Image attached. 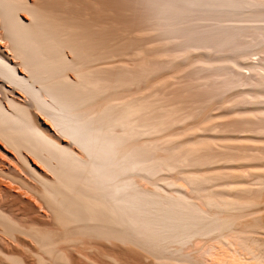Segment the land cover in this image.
<instances>
[{"label":"bare ground","instance_id":"bare-ground-1","mask_svg":"<svg viewBox=\"0 0 264 264\" xmlns=\"http://www.w3.org/2000/svg\"><path fill=\"white\" fill-rule=\"evenodd\" d=\"M115 1L0 0V264H264V0H141L174 122Z\"/></svg>","mask_w":264,"mask_h":264},{"label":"rangeland","instance_id":"rangeland-1","mask_svg":"<svg viewBox=\"0 0 264 264\" xmlns=\"http://www.w3.org/2000/svg\"><path fill=\"white\" fill-rule=\"evenodd\" d=\"M260 1H263V0H260ZM260 1H258V2H260ZM142 3L143 2L141 0H116L115 3H113V6H115L114 7V15L115 16L113 17L114 18L113 21H114V25L116 26V27L114 26V28L115 29L118 27L121 28V26H123L122 29L127 30L128 35L130 34V37L128 36V38H127V40L130 39V44H128L129 40L127 41L128 43L126 42V44L129 45V48H131L130 51L136 50L137 48H142V49L144 48V50L149 55L148 62H146V64H147L146 66L148 67L150 65L148 67V69L150 68V70H154V69H155V71L158 70L157 73L159 74V76L160 75L162 76V77H159L160 80L161 81H162V79L164 80V81H162V84L161 83L157 84V86H159V87L156 86L157 89H154V91H153L154 94H155V90L158 93V94H156L157 95L156 98L159 97L158 98L159 101L156 100V102H159L162 105V110H161V106H159L160 110H161V111L159 110L160 111L159 114H161V116H163V117L165 116L164 118H166V117L169 118V119L166 118V120L168 122L169 121L174 122V121H176V109H175L176 108V89H182L183 88L182 86L186 85L187 81L189 84V81L192 82V80H193L192 85L196 84L197 83L196 79H200L198 77H200V75L203 76L204 73L200 74L199 76H195V73H197V71H195V70L190 71L189 70V72L187 71L189 74L187 72L182 73L179 76V78L177 79L178 81L180 80V82L177 81L178 84L176 83V65H175L176 64V36L170 37V36H167V35L162 34V33L160 34V32H158V30H155L154 25H152L153 23L150 24V22H148L149 20L146 18V16L149 15L147 13L148 10L145 9L146 7H144V5ZM115 19H117V21ZM125 27H127V28H125ZM139 30H140V32H139ZM130 31H132V34ZM136 32H138V35ZM177 40H179V39H177ZM152 51H155V52H152ZM157 52L159 53L158 56L155 55V54H157ZM152 53H155V54H152ZM152 55H154V56H152ZM150 57H152V59H150ZM153 63H155V64H153ZM152 67H154V68L152 69ZM191 72L193 74H191ZM206 74H208V73H205V75ZM155 76L157 77L158 75L156 74ZM163 77H165L166 79H164ZM183 78H186V79H183ZM176 87H178V88H176ZM194 92L198 93L199 90H197V89L192 90L191 89L189 94H193L195 96L196 93L194 94ZM153 96L155 97V95H153ZM173 97H174V99H173ZM161 100L164 102H162ZM163 104L164 105L166 104V105L164 106ZM186 104H189V102ZM166 106H167V108H166ZM171 109L174 111H172ZM169 114H173V116L168 117ZM162 135H166V134L163 133Z\"/></svg>","mask_w":264,"mask_h":264}]
</instances>
